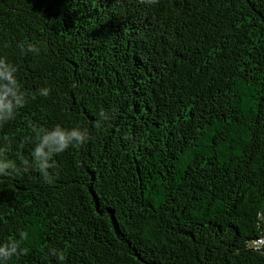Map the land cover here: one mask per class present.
<instances>
[{"label": "trees", "instance_id": "obj_1", "mask_svg": "<svg viewBox=\"0 0 264 264\" xmlns=\"http://www.w3.org/2000/svg\"><path fill=\"white\" fill-rule=\"evenodd\" d=\"M264 0H0V264H264Z\"/></svg>", "mask_w": 264, "mask_h": 264}, {"label": "built area", "instance_id": "obj_2", "mask_svg": "<svg viewBox=\"0 0 264 264\" xmlns=\"http://www.w3.org/2000/svg\"><path fill=\"white\" fill-rule=\"evenodd\" d=\"M264 241L262 240V239H259V240H257L256 242H255V244H262Z\"/></svg>", "mask_w": 264, "mask_h": 264}, {"label": "water", "instance_id": "obj_3", "mask_svg": "<svg viewBox=\"0 0 264 264\" xmlns=\"http://www.w3.org/2000/svg\"><path fill=\"white\" fill-rule=\"evenodd\" d=\"M261 214L264 216V207H263V209L261 210Z\"/></svg>", "mask_w": 264, "mask_h": 264}]
</instances>
